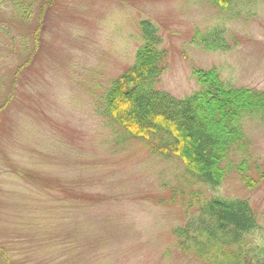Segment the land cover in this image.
Here are the masks:
<instances>
[{
	"label": "rangeland",
	"instance_id": "374dc122",
	"mask_svg": "<svg viewBox=\"0 0 264 264\" xmlns=\"http://www.w3.org/2000/svg\"><path fill=\"white\" fill-rule=\"evenodd\" d=\"M31 3L25 20L0 6V105L12 96L0 111V264H203L174 233L196 214L195 192L247 199L263 222L264 119L245 120L250 146L230 158L249 160L253 185L233 169L211 188L97 104L133 64L142 20L167 52L158 89L185 97L199 89L195 70L215 68L226 84L264 91V0ZM213 31L218 46L206 48Z\"/></svg>",
	"mask_w": 264,
	"mask_h": 264
},
{
	"label": "trees",
	"instance_id": "16d2710c",
	"mask_svg": "<svg viewBox=\"0 0 264 264\" xmlns=\"http://www.w3.org/2000/svg\"><path fill=\"white\" fill-rule=\"evenodd\" d=\"M31 2L0 0V6L13 10V19L25 20L33 17ZM232 2L213 0L224 10ZM3 29L10 32L12 27L4 23ZM209 35L212 38L206 48L217 47L220 35L217 31ZM140 37L133 64L112 81L97 104V114L115 128L146 141L151 150L181 158L194 183L217 188L234 169L243 182L253 185L255 181L247 175L249 160L243 156L236 165L230 158L237 151L247 153L250 145L244 122L264 119V91L226 84L215 68L195 70L199 89L185 97L162 91L157 88L167 67L162 38L149 20L140 22ZM17 46L13 41L12 48ZM28 56L31 59H25L23 66L32 62L33 56ZM11 100L9 96L1 103L0 111ZM193 198L196 214L174 232L187 255L203 264H264V220L259 222L249 200L202 198L196 192Z\"/></svg>",
	"mask_w": 264,
	"mask_h": 264
}]
</instances>
